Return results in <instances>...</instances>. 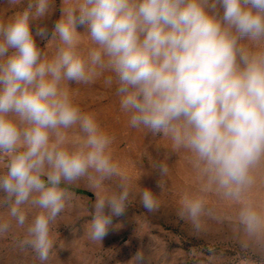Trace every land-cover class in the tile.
Wrapping results in <instances>:
<instances>
[{
	"label": "clouds",
	"instance_id": "1",
	"mask_svg": "<svg viewBox=\"0 0 264 264\" xmlns=\"http://www.w3.org/2000/svg\"><path fill=\"white\" fill-rule=\"evenodd\" d=\"M7 3L17 10L0 21V154L8 157L0 204L10 218L0 220V233L13 221L26 226L22 244L47 261L51 226L71 196L62 185L85 177L96 189L119 178L117 191L97 195L92 241L126 210L132 188L113 159L112 137L67 87L103 76L130 126L168 141L171 153L183 150L198 173L181 218L198 227L214 193L239 205L249 237L264 238V209L251 195L264 165V0H64L51 31L43 21L54 0ZM37 39L56 42L54 55ZM77 126L82 135L72 141L68 130ZM153 167L167 172L163 163ZM140 199L157 209L150 189ZM31 208L38 211L29 222ZM135 260L142 264V253Z\"/></svg>",
	"mask_w": 264,
	"mask_h": 264
},
{
	"label": "rangeland",
	"instance_id": "2",
	"mask_svg": "<svg viewBox=\"0 0 264 264\" xmlns=\"http://www.w3.org/2000/svg\"><path fill=\"white\" fill-rule=\"evenodd\" d=\"M63 3L54 0L50 16L43 21L50 31L61 16ZM16 10L7 0H0V21ZM77 31L83 33L84 29ZM37 45L48 56L54 55L56 42L37 39ZM67 87L82 111L94 114L112 137L113 159L129 178L132 195L124 213L112 217L102 241H92L88 229L97 195L117 191L119 178L105 179L100 189L87 177L62 185L71 196L51 226L54 247L49 259L40 261L30 246L22 244L27 238L26 226L17 228L13 221L7 233H0V264H137V253L143 255L142 264H264V238H251L244 232L237 221L238 204L210 193L198 227L187 215L181 218L182 197L198 191V173L183 150L171 153L168 141L130 126L103 76L88 84L70 81ZM80 135L78 126L68 130L72 141ZM7 161L8 157L0 154V174L6 171ZM158 163L167 167L164 176L153 167ZM253 175L251 195L264 209V165ZM145 188L156 197L158 207L153 212L141 203L140 192ZM3 197L0 192V201ZM37 211L30 209L29 222ZM4 219H10L8 209L0 204V220Z\"/></svg>",
	"mask_w": 264,
	"mask_h": 264
}]
</instances>
